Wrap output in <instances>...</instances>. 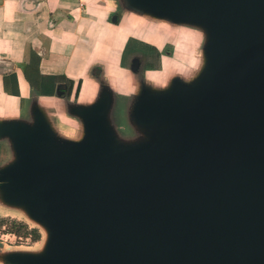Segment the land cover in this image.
<instances>
[{
  "label": "water",
  "instance_id": "1",
  "mask_svg": "<svg viewBox=\"0 0 264 264\" xmlns=\"http://www.w3.org/2000/svg\"><path fill=\"white\" fill-rule=\"evenodd\" d=\"M122 3L202 31V64L160 89L140 78L132 113L162 119L158 149L115 147L107 89L69 107L77 140L39 108L31 123L0 121L14 155L0 197L47 230L38 253L5 263L264 264V0Z\"/></svg>",
  "mask_w": 264,
  "mask_h": 264
},
{
  "label": "crops",
  "instance_id": "2",
  "mask_svg": "<svg viewBox=\"0 0 264 264\" xmlns=\"http://www.w3.org/2000/svg\"><path fill=\"white\" fill-rule=\"evenodd\" d=\"M145 19L167 22L131 10L121 0H0V121L31 123L33 110L39 108L57 135L80 139L82 122L69 110L71 104H91L102 86L128 97L142 86L129 68V39L149 42L158 50L173 41L164 32L141 34L144 23L139 21ZM177 54L163 55L158 68L145 70L143 80L150 84L149 74L162 69L164 58L182 62L184 57ZM50 75L71 79L70 95L61 82L52 87V94L31 88L30 81L41 87L51 83L46 78ZM6 140L0 145L9 154Z\"/></svg>",
  "mask_w": 264,
  "mask_h": 264
},
{
  "label": "rangeland",
  "instance_id": "3",
  "mask_svg": "<svg viewBox=\"0 0 264 264\" xmlns=\"http://www.w3.org/2000/svg\"><path fill=\"white\" fill-rule=\"evenodd\" d=\"M123 2V0H121ZM144 23L145 26L149 25L152 21L145 19L144 21H139V23ZM168 24V23H167ZM154 46L153 44L146 42ZM204 43V37L202 45ZM201 45V47H202ZM133 50L138 52H143L144 54H152L153 49L145 44H141L134 40L129 41V52L132 53ZM163 52L160 53V59L163 55L171 56L173 54V45L171 43H166L163 46ZM145 55L140 60V66L144 67L145 65ZM160 65V62H159ZM131 71L134 72V69L131 65L129 66ZM152 69V68H147ZM141 70V68L139 69ZM198 70H195L187 78L188 80L193 78L197 74ZM143 79V76L139 79ZM140 79V81H141ZM168 84V83H167ZM102 89H107L110 92V105L104 115L106 123L111 130V134L114 139V144L117 149L120 150H131V149H141L143 147L151 146L154 149H158L164 145V138L161 137L160 127L162 122L161 120L155 121H141L135 118L133 115V103L136 97H133L131 94L128 96L118 95L113 93L107 87H101L99 93ZM99 95V94H98ZM71 104V103H70ZM69 104V105H70ZM72 105V104H71ZM68 128V127H67ZM65 127V129L67 130ZM69 130V129H68ZM160 136V138H158ZM6 145L8 146V153L0 146V167H3L7 163L13 160V151L9 147V143L6 140ZM7 154V155H6ZM0 219L2 224L0 226V241L3 243V246H0V264H6L4 257L6 254L16 251L22 252H32L38 253L39 249L42 248L46 239H47V230L39 222L31 219L25 210L19 206H11L5 203L0 197ZM12 222L22 223L27 227V230L36 229L39 234V239L34 241L29 235L27 236H17L9 233V229L12 227Z\"/></svg>",
  "mask_w": 264,
  "mask_h": 264
},
{
  "label": "bare ground",
  "instance_id": "4",
  "mask_svg": "<svg viewBox=\"0 0 264 264\" xmlns=\"http://www.w3.org/2000/svg\"><path fill=\"white\" fill-rule=\"evenodd\" d=\"M141 25V34H150L156 31L162 34L165 33V36L168 34L167 36L170 40L173 39V41L167 42L173 45V52H177L180 58L184 57L182 62L179 61L181 59H177V57H174L171 61H167V58H164L162 69L156 73L149 74L148 83H150L149 85L151 87L159 89L164 88L171 77L179 76L183 79H187L193 71L200 68L202 64L201 45L204 37L202 31L183 25L170 26L167 22H154L147 26H145V24ZM132 88L133 86L129 82V94L132 93L130 91Z\"/></svg>",
  "mask_w": 264,
  "mask_h": 264
},
{
  "label": "trees",
  "instance_id": "5",
  "mask_svg": "<svg viewBox=\"0 0 264 264\" xmlns=\"http://www.w3.org/2000/svg\"><path fill=\"white\" fill-rule=\"evenodd\" d=\"M130 41V39H129ZM154 53L157 54V63H158V57L160 55V52L156 47H152ZM139 52L137 50H133L131 54H138ZM36 66L39 62V57L36 58ZM122 63V62H121ZM148 68H158V64L157 65H151L150 67ZM37 70V69H36ZM43 78H45V76H42ZM142 77V76H140ZM12 78L14 79L15 77L12 76ZM47 80L49 79L51 81V83H48L46 84L44 81L43 83V86L44 87H41L39 84H35L33 81H30V85H31V88H33L34 90L42 93V94H52L53 93V89H54V86L61 82L62 85H63V88L65 90V93L67 95H70L71 93V90H72V87H73V81L71 79H68L66 78L64 75H50V76H46ZM48 80V81H49ZM47 86V87H45ZM53 87V89H52ZM79 87V85H77V88ZM5 89L7 90V88L5 87ZM46 90V92H45ZM15 94H17V90H15ZM1 146V145H0ZM2 224V220L0 219V226ZM11 228L9 229V233L13 234V235H17V236H27L29 235L31 237L32 240L34 241H37L39 239V234L38 232L36 231V229H31V230H27V227L22 224V223H16V222H12L11 223Z\"/></svg>",
  "mask_w": 264,
  "mask_h": 264
},
{
  "label": "flooded vegetation",
  "instance_id": "6",
  "mask_svg": "<svg viewBox=\"0 0 264 264\" xmlns=\"http://www.w3.org/2000/svg\"><path fill=\"white\" fill-rule=\"evenodd\" d=\"M137 42V41H136ZM139 43H141V44H145L146 46H149L150 48H152V47H154V46H152V45H150V44H147L146 42L145 43H143V42H139ZM163 49V48H162ZM159 50V51H161L160 53H162L163 52V50ZM144 55H145V57H146V59H145V65H144V67H142V66H140L139 67V65H140V60H139V58H142V56L144 57ZM158 63H157V54L156 53H154V51H153V53L152 54H144L143 52H139L138 54H133V55H131L130 54V52H129V66L131 67V65H132V67H135V69H134V71L139 75V76H143V74H144V72H145V70L148 68V67H150L151 65H159V61H160V55H159V57H158ZM141 68V70H139Z\"/></svg>",
  "mask_w": 264,
  "mask_h": 264
}]
</instances>
